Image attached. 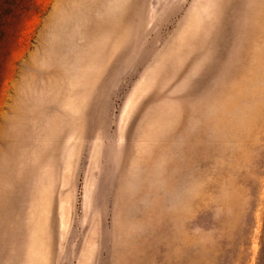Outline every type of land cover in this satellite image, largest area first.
<instances>
[{
  "label": "rangeland",
  "instance_id": "rangeland-1",
  "mask_svg": "<svg viewBox=\"0 0 264 264\" xmlns=\"http://www.w3.org/2000/svg\"><path fill=\"white\" fill-rule=\"evenodd\" d=\"M0 264H264V0H0Z\"/></svg>",
  "mask_w": 264,
  "mask_h": 264
}]
</instances>
